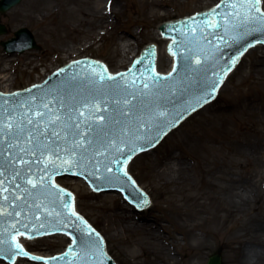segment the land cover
<instances>
[{
	"label": "water",
	"instance_id": "obj_1",
	"mask_svg": "<svg viewBox=\"0 0 264 264\" xmlns=\"http://www.w3.org/2000/svg\"><path fill=\"white\" fill-rule=\"evenodd\" d=\"M20 1L0 0V12ZM159 26L168 39L167 54L174 56L168 74L156 71L151 42L127 71L110 74L96 58H74L78 60L62 64L42 83L0 92V126H10L0 135V260L12 264L21 256L44 264H116L106 252L103 237L75 211L71 190L54 179H82L95 192L119 193L137 211L146 209L148 194L129 175L127 164L212 102L243 55L257 44L264 45L260 0H219L209 9L159 22ZM4 33L0 24V35ZM0 44L8 53L40 48L26 28ZM99 74L105 76L103 81ZM158 112L166 115L149 127L150 117ZM53 120L58 123L50 124ZM76 123L79 129L71 128ZM64 126L71 134L62 132L59 139L52 136ZM77 131L81 135L75 136ZM30 135L37 138L31 144ZM73 139L81 147L69 155L75 147ZM37 142L59 145L60 150L55 154L35 151ZM52 234H64L71 243L66 247V237ZM46 235L51 236L41 237ZM17 243L43 257L20 245L21 252ZM207 264H222L221 255L209 256Z\"/></svg>",
	"mask_w": 264,
	"mask_h": 264
},
{
	"label": "rangeland",
	"instance_id": "obj_2",
	"mask_svg": "<svg viewBox=\"0 0 264 264\" xmlns=\"http://www.w3.org/2000/svg\"><path fill=\"white\" fill-rule=\"evenodd\" d=\"M27 1L21 0L0 13V24L6 29L0 43L26 28L40 47L7 58L10 54L0 45V76H10L13 90L27 87L36 81L37 74L51 72L74 58H96L111 72L126 68L128 63L118 64L120 32L136 33L130 37L139 51L145 44H156L160 50L156 69L167 73L166 41L157 39L152 30L159 27V22L208 9L219 0H146L145 4L158 7L144 12L141 0H114L116 11L111 19L116 28L96 40L91 36L95 32L79 26L78 19L69 20L64 28L57 27L61 13L55 12L57 0L49 4L52 13L43 22L40 16L46 11L28 8ZM260 2L264 11V0ZM88 3L81 8L90 12L103 6L104 0ZM71 8L79 10L75 5ZM256 57L261 58L264 68V45L245 53L215 100L193 113L152 150L132 159L127 171L149 195L147 209H129L119 194L92 192L82 181L57 179L58 184L71 190L76 210L103 236L117 264H152L157 259L162 264H206L213 254L221 255L222 264H251L244 258V251H264V147L256 155L247 146V141H264V76H250ZM6 64L10 66L3 71ZM1 82L0 91L6 84ZM174 160L181 162L180 176L168 174L169 163ZM228 182H232L231 189L224 190ZM235 190L246 197L243 205L227 202ZM118 206L126 209L133 221L143 219L156 228L124 229L115 217ZM153 232H165L168 245L163 246L161 237L155 240ZM191 234L206 237L196 246Z\"/></svg>",
	"mask_w": 264,
	"mask_h": 264
},
{
	"label": "bare ground",
	"instance_id": "obj_3",
	"mask_svg": "<svg viewBox=\"0 0 264 264\" xmlns=\"http://www.w3.org/2000/svg\"><path fill=\"white\" fill-rule=\"evenodd\" d=\"M55 0H29L26 2L25 6H28V8H38L40 11H46L47 14L43 15L41 14V21L43 22L44 19L46 17H50L49 14L52 13V11L50 10V3H52ZM58 1V5L56 7V11L55 12H61L59 15V18L57 20V27L58 28H64L66 26H68V21L71 19L77 20L79 26L81 25H85V27L88 28V30H90L91 32H95V34H99L98 37L93 33L91 36H93V40L96 39H101L105 34L109 33L110 31H114L116 28L115 23L112 21V16L113 13L116 11L114 4L112 3V1L114 0H104V5L103 6H99L97 9L93 10V11H87L86 9H82V6H86L89 5V0H57ZM144 4L141 12H144L145 9L147 10H152L154 7L157 8L158 5L157 4H145L146 0H141ZM218 3V2H217ZM113 4V6H112ZM72 5L78 6L79 10H75L72 7ZM99 5V4H97ZM215 5V4H214ZM212 5V6H214ZM59 9V10H58ZM209 9V8H208ZM58 10V11H57ZM190 15H194V13L190 14ZM179 19V18H177ZM170 21V20H168ZM167 22V21H165ZM103 29L104 31H97L98 29ZM141 28V27H140ZM74 31L76 32V29H74ZM73 31V32H74ZM126 33V32H125ZM127 34V35H126ZM119 33L118 37H117V55H118V64L121 66L122 64L128 63V66L126 68H121L118 71H127L133 60L136 58V56H139L140 51L142 50H137L134 41H132L130 36H136V33L133 32L132 33ZM152 35L156 36L157 39H163L165 40V38H163L162 36V32L160 30V26L157 27L156 29H153L151 32ZM166 41V45H165V52H166V57L169 63V69L168 71L172 68L173 66V62H174V56L167 54L166 51V46H167V42L168 39L165 40ZM36 42V41H35ZM156 47V44H154ZM257 45H262V44H257ZM256 45V46H257ZM87 46V45H86ZM255 47V46H254ZM82 48V47H80ZM253 48V47H252ZM31 50V49H30ZM33 50V49H32ZM15 53H19V52H13V53H8L10 54V56H8L7 58H11L13 57ZM23 53V52H21ZM160 56V50H158V48H156V61L159 59ZM7 66L4 65V69H8V66H10V64H6ZM106 68L108 69L107 65L105 64ZM2 70V69H1ZM109 70V69H108ZM110 71V70H109ZM2 72V71H1ZM114 73V72H112ZM257 74L259 76H264V68L261 62V58L256 57L254 58L253 64L251 66V71H250V76ZM49 74H47V71H43L40 74H37V78L35 82H39L40 78H45L46 76H48ZM0 80L2 81L1 84L6 83L4 85V87L1 88V91L4 93H8L9 91H15L13 89L10 88V82H12V79L10 78L9 75L4 74L0 76ZM18 90V89H17ZM247 146L249 149H253V152L258 155V150L262 147H264V141L262 139L258 140L256 143L253 142H248L247 141ZM168 174H173L176 176H180L182 174V169H181V162L179 160H174V162L169 163L168 166ZM68 179H72V178H68ZM75 180H79L80 179H75ZM231 183L232 182H228V185L225 187H222L224 190H230L231 189ZM236 191V190H235ZM227 202L230 204H236V205H243L246 202V197L241 195L238 191L235 192V195L229 196L227 199ZM126 206L129 207V209H133L136 210L134 207L128 205L125 202ZM115 211V217L119 218V220L121 221V224L123 226L124 229H133L134 230H144V231H148V230H153V224L147 223L146 220H139V221H133L127 210L118 206L115 207L114 209ZM217 219V218H216ZM144 221V222H143ZM156 226V225H155ZM154 226V228H156ZM162 230H164L162 228ZM153 238L155 240H158V238L161 237L162 242H163V246H167L168 244L165 241V232H163V234H157L155 232H153ZM192 235V234H191ZM193 237V239L195 240V244L196 246L201 244V238L202 237H206L205 236H201L198 238H195L193 235L191 236ZM244 258L248 261H250L251 264H264V251L262 250H245L244 251ZM2 262V261H0ZM3 263V262H2ZM152 264H162L163 262L161 260H153L151 261ZM13 264H36L30 260H27L26 258H22L19 257L16 259V261ZM42 264V263H39Z\"/></svg>",
	"mask_w": 264,
	"mask_h": 264
},
{
	"label": "snow or ice",
	"instance_id": "obj_4",
	"mask_svg": "<svg viewBox=\"0 0 264 264\" xmlns=\"http://www.w3.org/2000/svg\"><path fill=\"white\" fill-rule=\"evenodd\" d=\"M233 7H235V5H233ZM246 19H247V17H246ZM212 26L213 27H216L215 24H213ZM197 63H199V61H197ZM99 79L101 81H103L105 79V76L103 74H99ZM107 79L112 80L114 78L111 77V76H109V77H107ZM144 87L145 88H148L149 85L147 83H145L144 84ZM125 103H129V102L127 100H125ZM39 115L41 117H43L44 113H39ZM121 115H125V113L122 111L121 112ZM165 115L166 114L164 112L153 113L152 116L150 117L151 123L148 126L151 127L152 124H158L160 122L159 121V117H164ZM28 123L29 124H32L33 121L32 120H29ZM49 123L50 124H56V123H58V120H53V121H50ZM141 125H143V121H141ZM79 126H80L79 123H76L75 125H72L71 128L79 129ZM5 127H10V126L9 125L0 126V135H3L4 134V128ZM137 131H138V129H137ZM46 132H47V129H45V133ZM62 132L67 133V134H71V131H70L69 127L68 126H64L61 131H53L52 132V136L55 137V138H57V139H59V138H61ZM45 133H41V134L44 135ZM122 134H127V132H124ZM74 135L75 136H79V135H81V133L79 131H77V132H75ZM64 138L67 139V135H65ZM134 138L135 139H139L140 137L139 136H135ZM36 139H37L36 137L30 135L28 142L31 144L32 141L33 140H36ZM73 144L75 145V147L68 153L69 155H73L75 153V149L81 147V144L76 143L75 139H73ZM34 150L35 151H41V153H43L44 151H51V152H53L55 154V153H57L60 150V147H59V145H56L55 147H50L48 143H39V142H37L34 145ZM117 151H120V149L117 148ZM49 163H50L51 167H53V168L57 167V165L54 162H49ZM73 163H78V162H73ZM48 166L49 165H45L46 168ZM29 183H31V181H29ZM33 187H36V185L33 184ZM61 194H63V193H61ZM72 214L75 215L74 212ZM41 226H43V225H41ZM15 247L17 249H19L21 252L23 251V249L21 248V246H20L19 243H17L15 245ZM24 254L27 255V253H24ZM33 259H38V258L33 257ZM53 259H55V258H53Z\"/></svg>",
	"mask_w": 264,
	"mask_h": 264
}]
</instances>
